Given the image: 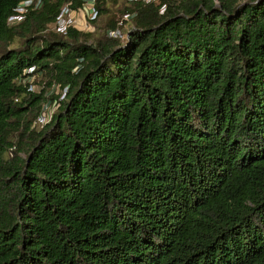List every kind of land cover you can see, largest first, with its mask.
Wrapping results in <instances>:
<instances>
[{"label":"trees","instance_id":"obj_1","mask_svg":"<svg viewBox=\"0 0 264 264\" xmlns=\"http://www.w3.org/2000/svg\"><path fill=\"white\" fill-rule=\"evenodd\" d=\"M21 1L0 0V264H264V0H97L92 34L53 29L80 0L10 26ZM29 69L68 87L41 130Z\"/></svg>","mask_w":264,"mask_h":264},{"label":"built area","instance_id":"obj_2","mask_svg":"<svg viewBox=\"0 0 264 264\" xmlns=\"http://www.w3.org/2000/svg\"><path fill=\"white\" fill-rule=\"evenodd\" d=\"M81 1V7L78 9H72L70 4L64 5L60 12L58 17L56 18V22L53 25V29L59 33H66L69 28H75L78 31H85L90 30L91 25L90 21H92L96 16V2L97 0H80ZM128 2H134V1H141L144 3L148 2H155L156 0H126ZM42 0H23L19 2L14 10L15 14L11 16L7 20V24L10 26H14L16 24H19L23 18L24 15L31 9H37L41 6ZM133 18V15H126L124 17V21H129ZM123 22L119 23V26L115 30H109L107 31V36L109 37H118V38H125L127 37V34L123 33ZM33 70L29 69L25 71L26 75H29L26 77L22 84L28 85V89L31 92H34V85L33 82L35 81L36 75L33 74ZM68 91V87L61 88L59 85H53L51 87V93H55L60 96L59 102H54L53 105H50L49 102H47L41 109L40 113L38 114V117L34 123V127L38 130H41L46 125H48L53 117L54 113L56 112L57 108L59 107V104L62 102V100L65 98Z\"/></svg>","mask_w":264,"mask_h":264},{"label":"rangeland","instance_id":"obj_3","mask_svg":"<svg viewBox=\"0 0 264 264\" xmlns=\"http://www.w3.org/2000/svg\"><path fill=\"white\" fill-rule=\"evenodd\" d=\"M216 5H217V4H216ZM99 25H100V23H99L97 26H99ZM130 26H131V25H130ZM128 29H129V24H128V25L124 24V25H123V33H124V34H127V33L129 32ZM49 30L52 31L51 27H50ZM94 31H95V28H94L93 26H91V29H90V30H85V31H83V32H88V33L92 34V32L94 33ZM96 31H97V29H96ZM96 31H95V32H96ZM125 40H126V39L123 38V39H121L120 41H121L122 43H124ZM34 93H36V94L44 93L45 101H44L42 107H43L47 102H49L50 105H53L54 102L57 103V102L61 101L59 95H57V94H55V93H51V88L44 87V85L41 84L40 82H39V83L36 82V84L34 85ZM62 101H63V100H62ZM42 107H41V109H42ZM40 111H41V110H40ZM40 111H39V113H40ZM39 113H38V114H39ZM36 129H37V128H36ZM37 130H38V129H37Z\"/></svg>","mask_w":264,"mask_h":264}]
</instances>
